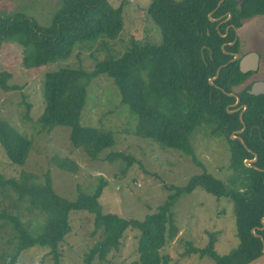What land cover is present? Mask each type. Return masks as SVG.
Segmentation results:
<instances>
[{
  "label": "trees",
  "instance_id": "1",
  "mask_svg": "<svg viewBox=\"0 0 264 264\" xmlns=\"http://www.w3.org/2000/svg\"><path fill=\"white\" fill-rule=\"evenodd\" d=\"M262 1L243 0L241 9L233 13L238 19L263 14ZM217 2L218 0H151L147 13L158 25L162 42L157 45L131 40L129 49L120 57L109 55L97 62L89 72L65 66L46 72L42 84L44 108L36 121L47 131L56 126L68 127V140L72 148L82 149L91 159L98 158L114 144V136L108 129L82 124L80 117L89 81L105 74L117 87L120 102L126 104L137 116L134 135L154 140L163 148L177 149L190 156L196 164L201 162L197 160L191 143L194 132L199 127L208 125L212 133L224 136L230 151L229 167L233 170L228 181L230 184L203 171L193 175L186 185L175 188V192L155 212L138 220L102 211L99 197L106 182L102 177L93 192L79 190L73 200L56 194L49 176L45 177L43 183L30 180L31 175H23L20 183L9 179L7 184L14 187L16 200L28 203L26 210L34 213L40 221L34 231L17 215L5 212L0 215L4 219L3 225L10 227L8 242L12 244L11 252L0 257L2 264H15L23 249L35 245L47 247L54 264H59L57 244L70 231L69 213L77 210L92 214V235L98 231L101 234L100 239L84 253V264H93L95 260L107 262L108 253L119 248L127 229L138 231V260L131 264H169V256L161 250L178 232L174 204L180 196L197 187L217 198L227 197L232 201L238 245L220 255L213 248L214 239L211 236L206 247L192 250H198L201 256H209L215 264H248L261 256L264 225L263 229L258 228L262 227L260 220L264 216V171L259 169H264V126H261L263 141L257 136L253 140L259 151L257 158L251 166H246L244 159L253 157L239 140L229 136L234 130L241 128V122L237 113H229L225 109V104L233 101V97L225 92H232L242 86L247 75L239 71L237 61L226 63L228 56L217 46V51L212 50L210 57L204 49L205 61L200 55V46L211 45L209 41L217 36L213 23L206 17ZM222 3L226 5L234 3V0ZM122 12V3L112 6L109 0H61L51 24L45 28L38 27L22 16L0 17V46L4 40L14 38L24 49L28 47L22 60L26 68L65 60L76 45H90L91 48L96 43L91 42L100 36L117 38L124 24ZM221 41L224 39L221 38ZM100 48L107 47L102 44ZM148 60H151V65L145 64ZM224 63L226 64L219 68L213 84H210L208 78L215 74L217 66ZM10 77L9 71H0L2 89H12L7 83ZM248 86L238 92L243 101H246L245 97H249L245 91ZM250 110L249 108L243 113L242 121L246 128L241 135L245 145L252 147L251 140L246 138L247 132L253 122L260 123L254 121ZM31 143L29 138L21 136L7 120L0 118V145L10 162L23 164ZM116 155L122 156L118 153L114 154ZM54 162L62 169L75 171L77 168L66 158L56 159ZM0 186L6 188L2 181ZM3 193L11 199L12 207H18L8 191Z\"/></svg>",
  "mask_w": 264,
  "mask_h": 264
},
{
  "label": "rangeland",
  "instance_id": "2",
  "mask_svg": "<svg viewBox=\"0 0 264 264\" xmlns=\"http://www.w3.org/2000/svg\"><path fill=\"white\" fill-rule=\"evenodd\" d=\"M109 1L112 6L123 4L124 24L117 38L100 36L91 42H96L91 48L76 45L65 60L26 68L22 60L28 47L24 49L14 38L4 40L0 46V71L11 73L7 83L12 86L11 90L0 87V118L32 142L21 165L10 162L0 145V181L6 185V188L0 186V215L4 212L17 215L34 231L40 220L26 210L28 203L16 200L14 187L7 184L9 179L20 183L23 175H31L30 180L43 183L49 176L56 194L73 200L79 190L93 192L102 177L106 181L99 197L102 211L138 220L155 212L175 188L186 185L193 175L203 171L230 184L233 170L229 167L230 151L224 136L212 133L208 125L199 127L191 138L196 158L201 162L196 164L177 149L163 148L154 140L134 135L137 116L120 102L117 87L105 74L89 81L80 117L82 124L108 129L114 136V144L98 158L91 159L82 149L72 148L68 127L56 126L47 131L37 123L44 108L42 84L46 72L62 66L89 72L109 55L120 57L129 49L131 40L154 43L155 29L159 31V28L147 13L151 0ZM60 4L61 0H0V17L22 16L45 28L51 24ZM243 29L250 39L242 38L241 51L252 49L264 54V15L246 21L241 31ZM102 44L107 48H100ZM145 62L152 64L151 60ZM263 69L264 61H261L260 70L251 78L262 76ZM115 153L122 156H114ZM64 158L76 165L75 171L55 164L54 160ZM3 191L10 193L18 207L10 205L11 199L5 197ZM173 212L178 232L161 250L169 256V264H215L209 256L192 250L206 247L211 236L213 248L220 255L238 245L233 204L229 198H217L197 187L177 199ZM68 219L70 231L57 244L59 264H84V253L101 234L98 231L92 235L94 219L87 211H71ZM3 222L0 216V257L12 250L8 242L10 227ZM137 234V230L127 229L119 248L108 253L107 262L95 260L93 264H131L138 260ZM15 264H54V261L47 247L35 245L23 249ZM248 264H264V252Z\"/></svg>",
  "mask_w": 264,
  "mask_h": 264
},
{
  "label": "flooded vegetation",
  "instance_id": "3",
  "mask_svg": "<svg viewBox=\"0 0 264 264\" xmlns=\"http://www.w3.org/2000/svg\"><path fill=\"white\" fill-rule=\"evenodd\" d=\"M223 1H225V0H218L216 5L210 11H208L206 14L207 19L213 23V28H214L213 30H214V32H216V35L218 37L217 36L212 37V40L209 41V43L211 45L202 44L200 46V55H201L202 59L205 61V55L203 52L204 49L207 50L208 56L210 57L212 54V50H213V52L217 51L216 50V46H217L220 48V50L223 52V54L228 56V61L226 63L237 61V66L239 69V59L243 55H245L246 53H249V52H256L257 53L258 62H257L256 70L247 71L244 73L247 75L246 79L244 80V84H242V86H240V88H238V89L235 88L232 92H230L233 95H228V96L233 97V101L225 104V109L232 111L229 113H237L239 120L240 119L243 120V118H242L243 113L248 111L250 108L251 109L250 112L254 116V121L260 123V124H258V123L253 122L250 125L249 130L247 132L246 138L251 140L250 144L252 145V147L245 145L244 138L241 135L245 131V128H246L244 121H243L244 130L240 133H231L234 136H236V138L230 137L231 139H234V140H239L238 139L239 137L242 138V140L244 142V144L243 143L242 144L246 148L247 152L252 157L255 154L256 158H257L259 151L255 148V142H253V140L257 136L261 141H263V139L261 137V126H264V91L262 90V91L258 92L257 94H251L248 91L250 90V87L254 82L264 83V73L260 77L258 76L256 78H251L253 75L257 74V72L260 70V62L264 61V54L261 52L254 51L252 49H248L245 52L241 51L242 50V38H243V40H245V38L250 39L249 34H247L244 31V29H243V31H241V29L244 27V24L246 21H248V20H250L256 16L259 17L260 15H264V13L263 14L250 15V16H246V17H241L238 19L236 17V14L233 12L238 10V9H241V7H242L241 2L243 0H234V3H229L226 5H223V3H222ZM219 2H220V4L218 5ZM262 3L264 4V0L262 1ZM249 7H251V5H249ZM255 9H257V8H255ZM154 24L157 25L155 22H154ZM157 27H158V25H157ZM240 31H241V34H240ZM206 34H209V32L206 31ZM221 38L224 39V41H221ZM161 42H162V33H161L160 29H159V31L155 29L154 44L159 45ZM234 56H235L234 61H230V59L234 58ZM226 63H224L220 66H217V68L222 67ZM263 71H264V69H263ZM215 72H216V70H215ZM247 85H249V86H248V89H245V91L248 93L249 97L248 98L245 97L246 101H243L241 99V97L239 96L238 92L242 88H245ZM219 89L221 91H223L222 88L219 87ZM225 93H228V92H225ZM235 96L238 97V100L236 99ZM254 107H258V108L254 110L253 109ZM242 126L243 125L241 122V128H242ZM240 129H237V130H240ZM254 129H255V132H254ZM234 131H236V130H234ZM231 134L229 136H231ZM262 145L264 147V143ZM252 163L253 162L250 163V166L252 165Z\"/></svg>",
  "mask_w": 264,
  "mask_h": 264
},
{
  "label": "water",
  "instance_id": "4",
  "mask_svg": "<svg viewBox=\"0 0 264 264\" xmlns=\"http://www.w3.org/2000/svg\"><path fill=\"white\" fill-rule=\"evenodd\" d=\"M220 4V2L218 3V5ZM235 59V56L234 58L230 59V61H234ZM257 62H258V55L256 52H249V53H246L245 55H243L240 59H239V71L241 73H245L247 71H254L256 70L257 68ZM224 66V65H223ZM218 70H219V67L216 69V72H215V75L214 76H211L209 77L208 81L210 84H213V80L216 78L217 74H218ZM264 91V83L262 82H254L251 87H250V90L248 91L249 93L251 94H257L258 92L260 91ZM227 95H233L232 93L228 92L226 93ZM236 99L238 100V97L235 96ZM228 112H232L230 110H227ZM240 121L242 122V128L240 130H236L232 133H240L244 130V124H243V121L242 119H240ZM231 138H236V136H234L233 134H231L230 136ZM241 143L244 144L242 138H238ZM256 160V155L254 154L253 155V158L252 159H244V163L246 166H250V163L251 162H254ZM260 171H264V169H259ZM261 224H262V227L258 228V229H263V225H264V216L261 218L260 220ZM252 233H254V231L252 230ZM261 241H262V251L264 252V241H263V238H261Z\"/></svg>",
  "mask_w": 264,
  "mask_h": 264
}]
</instances>
